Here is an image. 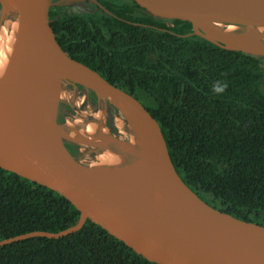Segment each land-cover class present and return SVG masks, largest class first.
I'll return each instance as SVG.
<instances>
[{
  "label": "trees",
  "instance_id": "16d2710c",
  "mask_svg": "<svg viewBox=\"0 0 264 264\" xmlns=\"http://www.w3.org/2000/svg\"><path fill=\"white\" fill-rule=\"evenodd\" d=\"M88 13L50 8L51 26L75 60L134 94L158 121L183 180L212 206L264 225V61L154 17L134 0H100ZM219 82L221 93L213 91ZM96 104L98 96L89 90ZM71 110L60 103L58 120ZM114 131V127L111 126ZM78 157L77 145L67 144ZM79 210L59 192L0 167V240L59 231ZM0 264H159L87 219L61 238L0 246Z\"/></svg>",
  "mask_w": 264,
  "mask_h": 264
},
{
  "label": "water",
  "instance_id": "95a60500",
  "mask_svg": "<svg viewBox=\"0 0 264 264\" xmlns=\"http://www.w3.org/2000/svg\"><path fill=\"white\" fill-rule=\"evenodd\" d=\"M134 1L154 17L189 21L193 33L264 61V38L253 44L238 42L230 35L227 23L220 25L214 0ZM224 2L235 22L242 26L237 0ZM58 3H3L6 35L0 74V167L64 195L80 216L75 224L62 230L21 233L1 239L0 246L35 236L61 238L78 231L90 219L137 254L159 264H264V225L240 219L201 198L178 173L161 127L147 106L62 48L49 18L50 8ZM67 62L93 75L71 74L65 69ZM64 83L93 90L98 99L110 100L120 110L119 102H124L142 113L149 130L153 128L156 133L157 172L128 167L102 183L96 169L83 163L67 146L68 139L80 142L58 120ZM121 178L144 182L160 179L163 192L125 210L134 201L131 192L119 184ZM183 222L195 224V232L161 240L149 235L155 227Z\"/></svg>",
  "mask_w": 264,
  "mask_h": 264
},
{
  "label": "bare ground",
  "instance_id": "6f19581e",
  "mask_svg": "<svg viewBox=\"0 0 264 264\" xmlns=\"http://www.w3.org/2000/svg\"><path fill=\"white\" fill-rule=\"evenodd\" d=\"M8 1L9 0H2V2L5 4L8 3ZM188 1L191 2L194 0ZM237 2L240 7L239 16L244 20L242 26L235 25V17L227 8L224 0H214V9L217 18L220 21V25L226 26L227 23V29L229 30L230 35L234 37L238 42L245 44H253L259 42L264 38V0H237ZM1 28L3 30V27ZM5 35L6 27L4 30V37H1L0 40V42L3 43L2 49H0V74L3 64ZM65 69L67 72L75 75H93L92 72L88 71L82 66L71 62H67L65 64ZM119 105L121 106L122 115H125L124 118L126 119L129 128V138L126 141H110L109 139L111 137L108 133L107 128H105L98 122L89 123L86 127V130H83V132L86 133L78 132L77 134L75 133L76 135H74V131L72 133L73 139L78 140V142L84 140L88 141L89 143V141H96L97 137L101 142H103V145H107L108 148L112 150H115V148H117L122 152V154H120L121 162L116 168H112L109 176L116 171L125 169L126 167H130L128 165H133L134 168L149 170L156 173L158 169L157 164L159 162V155L156 147L155 130H153V128L152 131L149 130V124L142 113L134 109H130L124 102H119ZM148 131H150V133H148ZM105 150L106 149H104L103 152ZM112 153L113 151L111 152V155L107 156L105 154V156L102 157L101 160H107L110 157L113 158ZM108 171H110V169ZM99 179L102 183H104L108 178L103 179L100 177ZM159 180L160 179L154 178L152 180H149V182H144L140 179L136 180L132 178H121L119 180V184L124 189L131 192V197L134 201V203L127 206L125 210L131 209L151 199L159 197L163 192ZM195 227V224L187 222L166 224L153 228L150 231L149 235L151 239L161 240L178 235H183L186 233H193L196 230Z\"/></svg>",
  "mask_w": 264,
  "mask_h": 264
},
{
  "label": "rangeland",
  "instance_id": "374dc122",
  "mask_svg": "<svg viewBox=\"0 0 264 264\" xmlns=\"http://www.w3.org/2000/svg\"><path fill=\"white\" fill-rule=\"evenodd\" d=\"M65 1L68 5L67 9L72 12L79 13L80 11L83 10L85 5L84 3H82L84 2V0H65ZM3 7L4 5L0 1V29H1L0 40L1 37H4V30H5L4 27L5 19L2 14ZM235 25L240 26L238 23H235ZM1 27H3V30ZM2 44L3 43L0 42V49H2ZM262 88L264 91V84ZM62 90L63 91L61 92V101L69 103L72 107V111H70L68 116H66L65 120L62 123V126L70 129L69 134L71 136L73 134L76 135L78 132L86 133L83 132V130H86V127L89 123L98 122L102 124V126L107 128L108 133L110 134L111 137H115L124 141H126L129 138V128L127 125V121L124 118L125 115L123 116L121 110L117 106H115L110 100L106 101L104 99H98V101L95 104L90 100V97L88 96L89 91L86 88H81L72 83H64ZM105 122H108V124L112 123L114 127V131L108 129L109 127L105 125ZM81 141H79L80 143H77L80 147L79 150L80 153L78 156L79 159H81V161L85 164L88 165L91 164L96 169L99 178L100 177L103 179L109 178V174L111 173L112 168L113 169L114 167L116 168L118 164L121 162L120 154H122V152L119 151L117 148H115V150L108 148V146L103 145V142H101L97 137H96V141L93 142L89 141L88 143V141H84V140ZM104 149L106 150L103 152ZM112 151H113L112 153L113 158L110 157L107 160H101L102 157L105 156V154L106 156L111 155ZM102 162L105 163L103 164ZM128 166L133 167V165H128ZM109 169L110 171H108Z\"/></svg>",
  "mask_w": 264,
  "mask_h": 264
},
{
  "label": "flooded vegetation",
  "instance_id": "af4514ba",
  "mask_svg": "<svg viewBox=\"0 0 264 264\" xmlns=\"http://www.w3.org/2000/svg\"><path fill=\"white\" fill-rule=\"evenodd\" d=\"M54 2H59L58 4H63L66 8H65V10L66 11H68V12H72V11H69L68 9H67V7H68V5H67V3H66V1L65 0H54ZM82 3H84L85 5H84V8H83V10L82 11H80L79 13H88V12H94V11H96L97 10V8L94 6V5H96V6H98V7H100V8H102V9H105L106 11H108L103 5H102V3H101V1L100 0H84V2H82ZM54 5H57V4H54ZM53 5V6H54ZM78 13V12H77ZM77 86H79V87H81V88H85L84 86H82V85H77ZM88 91H89V89H87ZM89 97H90V100L92 101V96H91V94H90V92H89V95H88ZM93 102V101H92ZM67 105H69L70 106V109L71 110H69L68 112H67V114L65 115V118H66V116H68V114L70 113V111H72V107H71V105L69 104V103H67V102H65ZM94 103V102H93ZM65 120V119H64ZM105 125H107L109 128L108 129H110L111 131H113L112 130V128H111V126H113L112 125V123H109L108 124V122H105ZM68 143H73V142H71V141H69V140H67V144ZM76 144V143H75ZM77 145V155L79 156V153H80V147H79V145L78 144H76Z\"/></svg>",
  "mask_w": 264,
  "mask_h": 264
},
{
  "label": "clouds",
  "instance_id": "9594fccd",
  "mask_svg": "<svg viewBox=\"0 0 264 264\" xmlns=\"http://www.w3.org/2000/svg\"><path fill=\"white\" fill-rule=\"evenodd\" d=\"M226 88V85L224 84H220L219 82H217L214 86H213V91L216 93H221L224 91V89Z\"/></svg>",
  "mask_w": 264,
  "mask_h": 264
}]
</instances>
